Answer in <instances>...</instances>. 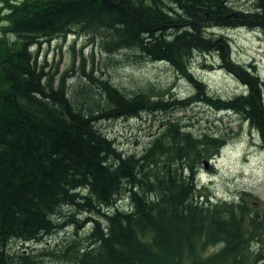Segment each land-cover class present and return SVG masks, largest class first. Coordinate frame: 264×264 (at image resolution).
Returning a JSON list of instances; mask_svg holds the SVG:
<instances>
[{
    "label": "trees",
    "instance_id": "trees-1",
    "mask_svg": "<svg viewBox=\"0 0 264 264\" xmlns=\"http://www.w3.org/2000/svg\"><path fill=\"white\" fill-rule=\"evenodd\" d=\"M248 3L237 10L229 0H0V264H39L46 257L59 264L259 260L258 214L243 199L210 205L200 196L196 170L222 148L219 137L195 136L167 119L141 152L130 153L99 127L201 104L239 116L264 152V82L230 59L223 33L244 28L264 36V0ZM67 36L92 37L106 55L166 63L195 94L171 102L130 96L97 80L93 66L82 71V85L69 89L65 76L55 80L38 64L43 45ZM195 54L217 57L246 91L227 100L210 96L190 71ZM69 230L71 238L50 249L12 246Z\"/></svg>",
    "mask_w": 264,
    "mask_h": 264
},
{
    "label": "rangeland",
    "instance_id": "rangeland-1",
    "mask_svg": "<svg viewBox=\"0 0 264 264\" xmlns=\"http://www.w3.org/2000/svg\"><path fill=\"white\" fill-rule=\"evenodd\" d=\"M229 1L237 10L248 9L250 6L248 0ZM223 33L228 36L230 43V59L248 69L252 68L264 82V36L244 28L224 30ZM88 38L67 36L64 39L52 40L40 49L38 64L44 65L45 70L53 74L55 80L65 76V84L69 89L82 85L85 82L82 80V71L86 73L93 66L97 80L105 79L130 96L146 94L167 102L194 96V88L168 64L141 61L135 56H130L134 53H128V56L122 53L106 55L102 45H95ZM219 64L217 57L195 54L189 68L194 77L206 85L210 96L227 100L243 94L246 91L243 85L220 69ZM167 119H178L180 124L187 126L195 136L209 134L224 142L212 160L203 159L197 167L196 181L200 196L203 197L202 202L207 198L210 205L238 204L243 199L247 211L250 214H258V220L264 222V152L260 148L256 131L239 116L193 104L186 109L144 113L127 120L105 121L100 123L99 127L103 134L115 141L121 151L139 153L158 132L160 124ZM125 200L122 199L120 205L127 204ZM66 211L68 210H63V213H67ZM75 217L83 218L81 215ZM72 232L69 230L58 233L38 243H12V246L16 251L24 248L50 249L65 237L71 238ZM220 248L218 246L207 249L204 257L217 253ZM253 248L255 254L260 256L254 264H264V243L253 245ZM39 264H59V261L46 257Z\"/></svg>",
    "mask_w": 264,
    "mask_h": 264
},
{
    "label": "bare ground",
    "instance_id": "bare-ground-1",
    "mask_svg": "<svg viewBox=\"0 0 264 264\" xmlns=\"http://www.w3.org/2000/svg\"><path fill=\"white\" fill-rule=\"evenodd\" d=\"M122 199V198H121Z\"/></svg>",
    "mask_w": 264,
    "mask_h": 264
}]
</instances>
